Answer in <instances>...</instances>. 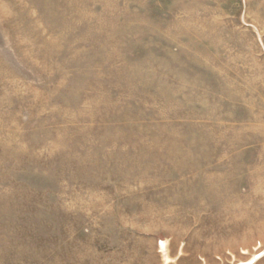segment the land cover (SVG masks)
<instances>
[{"label":"rangeland","instance_id":"1","mask_svg":"<svg viewBox=\"0 0 264 264\" xmlns=\"http://www.w3.org/2000/svg\"><path fill=\"white\" fill-rule=\"evenodd\" d=\"M262 254L264 0H0V264Z\"/></svg>","mask_w":264,"mask_h":264},{"label":"crops","instance_id":"2","mask_svg":"<svg viewBox=\"0 0 264 264\" xmlns=\"http://www.w3.org/2000/svg\"><path fill=\"white\" fill-rule=\"evenodd\" d=\"M262 257H264V254H262V255H260L253 263H251V264H256V262L259 260V259H261Z\"/></svg>","mask_w":264,"mask_h":264}]
</instances>
